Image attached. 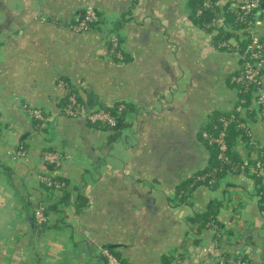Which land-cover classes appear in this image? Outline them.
Instances as JSON below:
<instances>
[{
	"label": "crops",
	"instance_id": "obj_1",
	"mask_svg": "<svg viewBox=\"0 0 264 264\" xmlns=\"http://www.w3.org/2000/svg\"><path fill=\"white\" fill-rule=\"evenodd\" d=\"M87 7L105 19L78 30ZM257 20L264 41V10ZM217 33L195 23L189 0H0V264H106L105 249L126 264H264L252 165L215 188L194 182L209 165L201 130L213 114L241 110L264 144V105L252 115L238 106L240 53L220 49ZM64 81L82 114L61 112ZM119 102L128 105L119 130L89 122L94 106ZM234 148L252 160L243 140ZM43 176L65 177L69 197L46 190ZM40 201L56 206L43 226Z\"/></svg>",
	"mask_w": 264,
	"mask_h": 264
},
{
	"label": "trees",
	"instance_id": "obj_2",
	"mask_svg": "<svg viewBox=\"0 0 264 264\" xmlns=\"http://www.w3.org/2000/svg\"><path fill=\"white\" fill-rule=\"evenodd\" d=\"M204 1L205 0H189V6L191 8V17L195 21L196 24L201 26L202 28L206 30H218V33L216 35V43L220 49L231 51L236 50L239 53L244 52L247 43L242 42V35L238 32L240 28H245L251 25L252 23L257 24V15L256 14H244L243 12L236 11V9L232 6V4H227L222 9L218 5L219 0H211L214 5L211 7H204ZM260 2V9L262 11L264 10V0H259ZM95 9V8H93ZM100 15V12L95 9ZM86 9L82 10L79 14L80 17H85ZM222 22L223 26H231L229 31L225 27L220 26L219 22ZM216 21V24L212 25V22ZM95 21L89 22L90 29L95 25ZM234 37L237 39L240 43L239 46L233 45L230 43V38ZM251 40H248L250 42ZM259 41L264 46V41L259 39ZM111 46L113 47V43L111 42ZM114 52L116 54L120 53L122 54V49L118 46L114 47ZM66 82V81H64ZM235 87L240 88L241 86L238 84L233 83ZM66 94L64 95L60 110L62 113H65V109L68 106V100L69 95L75 94L79 103V114H82L84 112V105L83 101L81 100L79 94L75 90V88L66 82ZM252 99L253 95L251 91H243L239 93V104L241 108H246L247 112L252 115L255 114V109L252 106ZM124 105V108L120 110L119 106ZM108 112H110L112 115H114L117 119V124L113 127H108L105 125H99L97 123H90L95 126L105 127L112 130H119L125 121L126 112L128 105L123 102L116 103L112 106H99ZM95 108V106H94ZM92 108V109H94ZM88 111V114L92 111ZM45 117L46 113H43L40 111ZM86 112V111H85ZM87 114V115H88ZM67 115V114H66ZM224 117L229 118L228 125L226 126V135H225V142L227 145V149L224 153V157H220V151L218 149L217 144L211 143L208 139H205L203 137L204 133L217 135L221 129L224 128L223 121L221 120ZM35 122L38 124H42L46 121L45 119H40L33 117ZM243 124V125H242ZM201 139L206 146V148L210 152V161L208 167L200 174V177H196L195 185L197 183L208 185L209 187L215 188L218 186L220 179L229 174V173H238L241 171V169L248 168L250 165H252L251 171L253 172V176L256 179V182L258 184V193L261 196L262 199V206L264 207V177L262 175H259L257 171H255V166L257 159H261L262 155H264V144H260L254 139H252L250 135V131L248 128V123L246 119L241 115V110H234L230 112H217L213 114L209 120V122L202 128L201 130ZM239 140H243L246 147L248 148V151H250L251 154H254L252 156V160L248 162V164H244V161L241 160L236 151L235 146ZM23 149V148H22ZM50 167H54V164L48 163ZM54 180H57L59 182L63 183V187L61 190L64 192L63 200H66L69 195L67 193V185L68 181L65 177L57 176L53 178ZM46 190H51V186L47 185L46 183H43ZM55 204L47 206L46 213H48L49 210L55 209ZM239 262H243L245 260L239 259ZM250 263V262H249Z\"/></svg>",
	"mask_w": 264,
	"mask_h": 264
},
{
	"label": "built area",
	"instance_id": "obj_3",
	"mask_svg": "<svg viewBox=\"0 0 264 264\" xmlns=\"http://www.w3.org/2000/svg\"><path fill=\"white\" fill-rule=\"evenodd\" d=\"M214 5L211 0L204 1V7H211ZM232 6L236 11L243 12L244 14H256L262 12L260 9L259 0H234ZM257 18V17H256ZM102 20L101 13L98 15L97 11L93 8H86L85 17L78 16L76 28L78 30H89V22H98ZM221 21V20H220ZM216 24V21L212 22V25ZM231 27V26H230ZM238 32L242 35V42L247 43V47L244 52H240V65L238 69V74L232 77V82L240 85V88H236L237 93L243 91H251L253 95L252 106L256 113L262 111V106L264 105V90L262 87V73L264 71V46L258 39V31L256 29V24L252 23L248 27L240 28ZM248 40H251L248 42ZM230 42V41H229ZM231 43V42H230ZM239 41L233 45L239 46ZM118 47V45H114ZM64 86L63 84H61ZM68 106L65 109V113L69 116H76L79 112V103L75 94L69 95ZM120 110L124 108V105L119 106ZM26 111L30 117H36L40 119H46V117L40 112V110L35 108H26ZM263 113V112H262ZM88 120L91 123H97L99 125H105L108 127H113L117 124V119L107 110L101 107H95L87 115ZM223 121L224 128L219 131L217 135L208 134L207 132L203 134L205 139H208L211 143H215L220 151V157H224V153L227 149L225 142L226 126L228 125L229 118L224 117L221 119ZM243 125V124H242ZM23 149L18 150V154H23ZM42 158L44 161L54 164L55 168H58L63 157L59 152L56 151H44L42 152ZM255 171L259 175L264 174V155L261 159H257ZM54 177H41V181L51 186V191H57L63 187V183L53 179ZM47 204L44 201L38 202L33 208V215L35 222L38 226H43L48 218V213H46ZM103 256L106 264H126L120 257L108 249L103 251ZM236 264H252L247 261L239 262Z\"/></svg>",
	"mask_w": 264,
	"mask_h": 264
},
{
	"label": "rangeland",
	"instance_id": "obj_4",
	"mask_svg": "<svg viewBox=\"0 0 264 264\" xmlns=\"http://www.w3.org/2000/svg\"><path fill=\"white\" fill-rule=\"evenodd\" d=\"M89 8H90V7H87V9H89ZM101 16H102L103 19H105L103 14H101Z\"/></svg>",
	"mask_w": 264,
	"mask_h": 264
},
{
	"label": "water",
	"instance_id": "obj_5",
	"mask_svg": "<svg viewBox=\"0 0 264 264\" xmlns=\"http://www.w3.org/2000/svg\"><path fill=\"white\" fill-rule=\"evenodd\" d=\"M260 13H258V16H259Z\"/></svg>",
	"mask_w": 264,
	"mask_h": 264
}]
</instances>
